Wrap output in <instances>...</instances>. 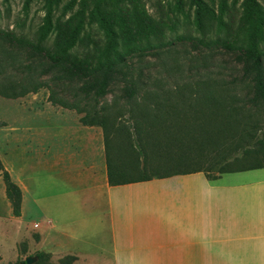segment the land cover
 <instances>
[{
  "label": "trees",
  "instance_id": "trees-1",
  "mask_svg": "<svg viewBox=\"0 0 264 264\" xmlns=\"http://www.w3.org/2000/svg\"><path fill=\"white\" fill-rule=\"evenodd\" d=\"M31 1H25V8ZM239 1L237 16L236 3ZM42 2L44 15L33 38L0 30V79L5 78L6 66L15 65L13 62L7 64L6 56L15 61L16 53L24 52L28 59L37 60L36 64L24 68L27 73L22 83L0 81V95L15 99L30 92L37 93L50 87L48 82L40 80L46 76L56 85L83 81L81 91L91 97L95 106L79 121L82 125L98 126L103 130L110 186L198 172L204 173L209 180H216L223 174L264 169V130L257 135L256 126L244 131L246 141L232 146L236 156L229 153L227 157L218 156L209 168L203 167L205 155L201 154V146L217 147L215 136L222 132L224 107L214 96L213 87L198 90L196 106L186 104L184 100L171 102L164 94V99L151 106L148 102L138 104L143 83L123 71L131 57L171 46L175 41H189L196 49H222L237 54L244 76L253 85V105L264 106V7L259 0H176L174 12L188 19L187 11H192V24L200 37L176 36L174 39H169L167 34L176 29V22H171L169 16L165 19L150 13L145 0ZM63 2L62 11L57 15ZM92 26L101 32L100 40L87 31ZM50 37L53 39L48 46ZM117 75L126 82L123 98L128 105L129 125H115L114 116L104 113L103 108L97 109ZM50 101L52 105L82 113L75 105L54 98ZM226 112L229 117L231 113ZM153 131L161 135L150 146L147 138ZM183 137L189 141L185 142ZM162 140L170 142L166 144H171L174 151L170 152L166 145L163 155L154 154L151 147L163 144ZM0 174L11 215L18 218L21 216L22 191L1 160ZM34 256L37 263L42 264L48 261L50 254L37 251ZM75 260L74 256H65L60 264H72Z\"/></svg>",
  "mask_w": 264,
  "mask_h": 264
},
{
  "label": "crops",
  "instance_id": "crops-1",
  "mask_svg": "<svg viewBox=\"0 0 264 264\" xmlns=\"http://www.w3.org/2000/svg\"><path fill=\"white\" fill-rule=\"evenodd\" d=\"M36 138L9 174L45 223L42 245L65 248L45 253L86 264H264V179L232 178V198L206 197L191 177L202 172L110 186L101 127L59 119Z\"/></svg>",
  "mask_w": 264,
  "mask_h": 264
},
{
  "label": "rangeland",
  "instance_id": "rangeland-1",
  "mask_svg": "<svg viewBox=\"0 0 264 264\" xmlns=\"http://www.w3.org/2000/svg\"><path fill=\"white\" fill-rule=\"evenodd\" d=\"M26 0H0V30L13 31L33 38L41 24L44 10L42 0H32L25 8ZM149 12L155 16L170 17L171 22H176V29L168 32L169 39L176 36L200 37L192 24V11H187L189 18L174 12L176 0H145ZM218 1V0H216ZM264 7V0H259ZM63 2L56 14L62 11ZM240 1L236 3L237 16L239 15ZM93 38L100 40L101 32L92 26L87 29ZM53 37L47 41L50 46ZM5 50V49H4ZM2 51V50H1ZM10 51V50H8ZM3 53V52H2ZM15 61L5 57L7 64L14 63V67L6 66L5 78L0 79L4 83H22L26 75L24 69L28 64H36L37 60L28 59L24 52H17ZM38 71V70H37ZM123 71L129 72L134 78H138L143 85L139 89L138 104L152 103L169 96L171 102L184 100L186 104L196 106L199 89L214 88L213 93L226 111L222 109L221 128L222 132L215 136L218 144L212 148L209 144L201 146V154L204 156V168H209L212 161L218 156L233 157L232 146L242 140L246 141L244 131L256 126V134L264 130V106H254L252 103L253 85L250 79L243 74V65L238 60L236 53H228L222 49H196L189 41L174 42L173 45L163 47L135 55L127 61V67ZM39 72V71H38ZM50 84L49 88H42L37 93H28L15 99L0 95V160L3 167L11 174L14 170H20L22 145L25 148L32 145L35 152L37 144V129L40 125L53 124L59 119L76 120L84 116L92 106H95L91 97L83 93V81H75L72 84H60L49 81V76L42 77ZM209 85V86H208ZM126 82L122 76H116L109 88L108 94L100 100L97 109H105L106 114L115 117V125H129L128 105L124 96ZM196 91V92H194ZM211 92V91H210ZM147 96V97H146ZM50 98L75 105L82 113L66 109L59 105H52ZM145 100V101H144ZM120 114V115H119ZM160 132H151L147 138L150 146L154 139L160 136ZM187 137V136H186ZM184 141H189V138ZM182 138V139H183ZM168 141L154 145V154L163 155L166 145L170 152L174 149ZM170 143V142H168ZM176 148V147H175ZM178 149V148H177ZM149 152V151H148ZM229 153V154H228ZM159 160V159H157ZM162 160V159H161ZM264 179V169L252 170L237 174H224L215 182H207L204 174H193L196 181L206 184L204 190L208 194H220V198H232V178L239 182ZM255 177V178H254ZM12 179V178H11ZM27 183V182H26ZM213 187H220L219 193ZM215 197H217L215 195ZM45 223L39 218L37 210L29 203L21 206V216L15 218L11 215L8 201L5 198L4 184L0 174V264H12L25 262L26 264H38L34 254L37 251H59L64 247L54 246L52 239L42 245V233ZM37 225V227L35 226ZM48 261L42 264H60L67 255L51 253ZM87 258L92 257L86 254ZM72 264H86L84 258H77ZM88 264H100L96 260H88Z\"/></svg>",
  "mask_w": 264,
  "mask_h": 264
},
{
  "label": "built area",
  "instance_id": "built-area-1",
  "mask_svg": "<svg viewBox=\"0 0 264 264\" xmlns=\"http://www.w3.org/2000/svg\"><path fill=\"white\" fill-rule=\"evenodd\" d=\"M37 227V225H35Z\"/></svg>",
  "mask_w": 264,
  "mask_h": 264
}]
</instances>
